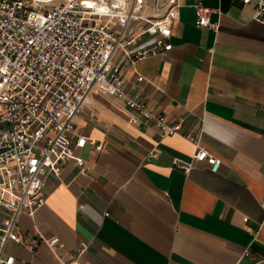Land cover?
Masks as SVG:
<instances>
[{
  "label": "crops",
  "instance_id": "0c3cea01",
  "mask_svg": "<svg viewBox=\"0 0 264 264\" xmlns=\"http://www.w3.org/2000/svg\"><path fill=\"white\" fill-rule=\"evenodd\" d=\"M195 1L212 10L216 29L195 25ZM177 2L172 48L123 62L122 90L179 121L180 131L162 135L151 119L132 121L123 99L91 93L74 119L86 137L76 150L86 172L66 160L58 175H45L44 204L33 217L19 215L22 242L7 246L14 264H264L241 255L249 247L264 257V25L253 19L256 0ZM186 134L221 160L217 171L206 161L188 171L172 163L191 160ZM39 234L59 245L42 240L29 249L25 241Z\"/></svg>",
  "mask_w": 264,
  "mask_h": 264
},
{
  "label": "built area",
  "instance_id": "2783aa9c",
  "mask_svg": "<svg viewBox=\"0 0 264 264\" xmlns=\"http://www.w3.org/2000/svg\"><path fill=\"white\" fill-rule=\"evenodd\" d=\"M192 6L197 27L216 29L211 9L201 1ZM178 18L177 0H0V264H14L7 246L22 242L19 215L33 217L44 204L45 175H58L66 160L86 172L76 152L86 137L74 119L91 93L123 99L132 121L151 119L162 135L180 131L179 121L122 90V63L168 52ZM253 19L264 25V0H256ZM146 37L150 45L139 47ZM185 136L195 147L191 160L174 157L172 163L188 171L193 161H206L217 171L221 160L198 138ZM42 240L53 250L59 245L58 237L40 234L25 244L33 249ZM86 247L81 242L77 252ZM241 255L264 261L249 247Z\"/></svg>",
  "mask_w": 264,
  "mask_h": 264
}]
</instances>
